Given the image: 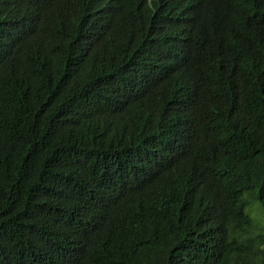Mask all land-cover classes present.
Listing matches in <instances>:
<instances>
[{"label":"trees","instance_id":"trees-1","mask_svg":"<svg viewBox=\"0 0 264 264\" xmlns=\"http://www.w3.org/2000/svg\"><path fill=\"white\" fill-rule=\"evenodd\" d=\"M249 192L264 0H0V264H264Z\"/></svg>","mask_w":264,"mask_h":264},{"label":"rangeland","instance_id":"rangeland-1","mask_svg":"<svg viewBox=\"0 0 264 264\" xmlns=\"http://www.w3.org/2000/svg\"><path fill=\"white\" fill-rule=\"evenodd\" d=\"M253 194H255V197H253ZM245 199L247 202L245 212L250 217L252 225L245 233L240 235V237L242 240H259L264 236V208L256 199V193L249 192L245 194ZM262 248H264V245Z\"/></svg>","mask_w":264,"mask_h":264}]
</instances>
